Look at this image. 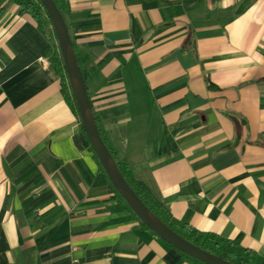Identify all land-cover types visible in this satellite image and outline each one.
Here are the masks:
<instances>
[{
	"label": "crops",
	"instance_id": "obj_1",
	"mask_svg": "<svg viewBox=\"0 0 264 264\" xmlns=\"http://www.w3.org/2000/svg\"><path fill=\"white\" fill-rule=\"evenodd\" d=\"M67 3L73 51L115 158L173 217L264 264V0ZM48 44L16 5L0 12L6 263L194 264L117 195L63 99Z\"/></svg>",
	"mask_w": 264,
	"mask_h": 264
},
{
	"label": "water",
	"instance_id": "obj_2",
	"mask_svg": "<svg viewBox=\"0 0 264 264\" xmlns=\"http://www.w3.org/2000/svg\"><path fill=\"white\" fill-rule=\"evenodd\" d=\"M39 1L53 28L81 127L114 189L123 198L136 217L169 244L208 264H234L197 246L170 228L141 201L124 179L114 157L100 135L82 73L73 51L66 22L54 0Z\"/></svg>",
	"mask_w": 264,
	"mask_h": 264
},
{
	"label": "trees",
	"instance_id": "obj_3",
	"mask_svg": "<svg viewBox=\"0 0 264 264\" xmlns=\"http://www.w3.org/2000/svg\"><path fill=\"white\" fill-rule=\"evenodd\" d=\"M54 2L65 20V15L68 12L67 0H54ZM11 3L17 6L19 12L28 14L35 21L38 29L48 37V60L59 76L60 92L63 96L64 101L70 107V109L77 115L74 100L72 98L65 70L63 67L62 58L57 46L56 37L42 4L39 0H0V12L4 8H6L8 4ZM100 135L103 141L105 142L101 131ZM107 147L112 156L114 157L119 171L121 172L122 176L127 181V183L130 185V187L133 189V191L137 194L141 201L170 228H172L182 237L196 244L197 246L217 256H220L234 264H256L255 254L252 249L244 247L235 240L226 238L217 233L200 231L194 227H191L187 223L173 217L166 205L151 191V189L145 183L135 179L132 176L127 163L124 160H117L115 158L114 152L110 149L109 146ZM116 193L119 198L124 201L117 191ZM140 222L144 226L148 227L142 221ZM6 247V240L0 228V264H7L5 256ZM180 252L194 264H208L197 259L194 256L186 254L183 251Z\"/></svg>",
	"mask_w": 264,
	"mask_h": 264
},
{
	"label": "built area",
	"instance_id": "obj_4",
	"mask_svg": "<svg viewBox=\"0 0 264 264\" xmlns=\"http://www.w3.org/2000/svg\"><path fill=\"white\" fill-rule=\"evenodd\" d=\"M72 262H73V263L77 262V259H76V258H73V259H72Z\"/></svg>",
	"mask_w": 264,
	"mask_h": 264
}]
</instances>
